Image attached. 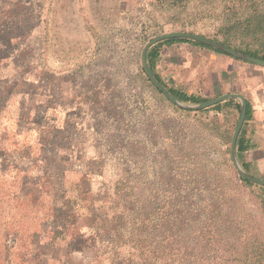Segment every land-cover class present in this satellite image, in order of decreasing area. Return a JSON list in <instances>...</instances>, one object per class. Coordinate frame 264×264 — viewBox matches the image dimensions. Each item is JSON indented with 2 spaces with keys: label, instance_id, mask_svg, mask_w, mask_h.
<instances>
[{
  "label": "rangeland",
  "instance_id": "rangeland-1",
  "mask_svg": "<svg viewBox=\"0 0 264 264\" xmlns=\"http://www.w3.org/2000/svg\"><path fill=\"white\" fill-rule=\"evenodd\" d=\"M255 9L264 12V0H0V238L20 230L15 264H33L36 236L49 230L64 200L77 201L65 215L77 222L60 235L61 248L73 231L85 238L87 208L110 216L117 181L152 200L169 184L182 191L186 177L218 185L226 197L227 223L217 224L223 231L211 245L215 260L264 261L261 190L243 186L229 161L236 115L181 112L147 83L139 60L150 37L174 32L213 41L229 34L233 47L264 53V32L245 36L228 28ZM161 55L156 71L167 86L172 80L184 92L217 97L218 70L226 67L218 55L185 44ZM34 115L52 120L36 126ZM209 123L216 135L203 127ZM21 147L32 152L28 169L13 156ZM193 192L208 194L202 186ZM63 254L57 249L55 259ZM79 254L85 249L73 250L69 264H82L72 259Z\"/></svg>",
  "mask_w": 264,
  "mask_h": 264
},
{
  "label": "trees",
  "instance_id": "trees-1",
  "mask_svg": "<svg viewBox=\"0 0 264 264\" xmlns=\"http://www.w3.org/2000/svg\"><path fill=\"white\" fill-rule=\"evenodd\" d=\"M14 24L11 23L10 26H14ZM10 26L7 27L8 30H14ZM228 28L229 31H234L236 35L256 36L262 34L264 32V12L255 9L253 14L246 16L243 20L234 22ZM215 41L237 52L264 61V53L252 51L248 47H233L229 34H225L223 41ZM175 44H189L219 54L224 53L199 42L183 38L160 41L152 45L146 52V64L149 71L173 99L191 105L202 104L208 101L206 98L176 88L170 80V86H167L160 74L157 73V63L160 59L162 46ZM140 72L147 83L153 88L142 69H140ZM154 90L161 95L156 89ZM232 102L234 100H225L210 108L199 111L179 110L194 114H204L209 111L230 113L228 109H230ZM234 110L239 115V103L236 104V109ZM34 118L32 123L36 126L52 120L43 122L44 120L40 121L39 118L37 119V115H34ZM250 118L251 107L247 101L244 122ZM21 120L22 117L20 116L17 120V129L22 124ZM237 120L238 118L236 119L234 128ZM203 127L213 131L214 135L217 134L218 128L216 125L209 123L203 124ZM53 134H57V132L53 131ZM244 148L240 146V138L238 137L236 141L237 157L241 151L245 150ZM21 150H23V153ZM1 151L0 173L5 168L3 163L5 154ZM14 155H19L20 159H23L24 167H27L26 162L30 165L32 152L29 147L25 149L24 147L14 149ZM229 161H231V158H229ZM29 165L26 169L29 168ZM20 168H16V170L18 172H24ZM41 171L43 173L45 172L43 166ZM58 173H60L59 170ZM188 174L190 175L191 173ZM196 178L199 179V175ZM238 179L245 187L257 186L260 188L261 194L259 196V202L264 216V187L254 184L240 175H238ZM34 181L40 184L35 179ZM124 183L125 181L120 180L114 184L113 195L116 197L109 202L112 209L110 216L96 215L95 209L94 212H91L87 208L89 212L85 216L87 215L88 222L90 223L88 231L85 232V238L83 236H77L73 231L69 235V240L65 248H61L57 243L61 241L60 235L64 234L66 236L69 234L70 229L77 222V218H74V222L71 223H67L65 219V215L70 213V208H73L77 201L74 199L64 200L67 204L62 205V209L64 208L63 212L54 210L53 219L50 220L51 224L47 227L49 230L36 236L38 242L36 241L34 249L31 251L33 264H49L53 261L59 262V264H69L72 251L82 249H85V254L75 255L72 258L77 261L83 259L81 260L83 262L82 264H226L219 259L218 261L215 260L211 246L216 237V232H222V225L224 226L227 223L224 219L229 208H226L227 202L222 188H219L218 185L211 187L204 180L197 183L195 180L186 177L182 191L176 188V185L169 184L167 191L161 189V194L158 198L147 200L138 196L136 197L135 195L133 196V192L130 190L126 191L127 188L124 186ZM200 186L206 189L208 194L203 197L192 195L191 193L194 194L193 191L198 190ZM60 214L63 217L60 218ZM199 214L201 216L199 221L197 220L199 224L197 226L190 225L194 223L192 221L196 220ZM219 222L221 225L220 228L217 227ZM19 236L20 230H17L6 232L0 238V247L4 253L0 258V264H15L13 257L17 255V251L14 253L13 250L15 249L14 245ZM57 249L63 250L64 252L63 255L59 256V261L55 259L56 255L54 256ZM88 250L91 251V254H89ZM210 254L213 259L210 258ZM200 257H202V260L199 259ZM237 264H264V261L260 258L250 259L246 256L243 261Z\"/></svg>",
  "mask_w": 264,
  "mask_h": 264
},
{
  "label": "crops",
  "instance_id": "crops-1",
  "mask_svg": "<svg viewBox=\"0 0 264 264\" xmlns=\"http://www.w3.org/2000/svg\"><path fill=\"white\" fill-rule=\"evenodd\" d=\"M175 45L162 46V48ZM196 48L202 50V48ZM211 52L218 55V61L226 66L218 70L217 97L224 94H240L246 99V102H249L251 107V118L243 122L238 134L240 146L245 147V150L241 151L238 157L236 156L237 161L242 170L247 174L264 181V66L234 58L226 53L219 54L214 51ZM227 100H234L228 110L233 116L236 115L239 118L237 111L234 110L236 109V104H240L239 100Z\"/></svg>",
  "mask_w": 264,
  "mask_h": 264
},
{
  "label": "water",
  "instance_id": "water-1",
  "mask_svg": "<svg viewBox=\"0 0 264 264\" xmlns=\"http://www.w3.org/2000/svg\"><path fill=\"white\" fill-rule=\"evenodd\" d=\"M174 38H183V39H188V40H192L195 42H199L201 44L207 45L213 49L219 50L223 53H226L234 58L252 63V64H257V65H262L264 66V61L252 58L250 56L244 55L240 52H237L233 49H230L218 42H215L211 39L205 38L203 36H199V35H195L193 33L190 32H174V33H165V34H161V35H157V36H153L150 37L142 46V49L140 51V55H139V60H140V67L144 72V75L146 76V78L148 79L149 83L153 86L154 89H156L158 92L161 93L162 97L165 99V101L171 103L172 105H174L175 107L181 109V110H185V111H198V110H203L206 108H210L224 100L227 99H237L240 102V114H239V118L237 120L235 129L232 133L231 136V142H230V157L232 160V164L235 168V170L237 171V173L243 177L244 179L257 184L259 186L264 187V181L260 180L258 178H255L249 174H247L245 171L242 170V168L240 167L237 158H236V140L239 134V131L243 125L244 119H245V114H246V99L240 95V94H224L221 95L217 98L208 100L202 104H196V105H191V104H184L181 103L175 99H173L168 93L167 91L164 90V88L159 84V82L156 81V79L154 78V76L152 75V73L149 71L147 64H146V52L147 50L154 44L160 42V41H164L167 39H174Z\"/></svg>",
  "mask_w": 264,
  "mask_h": 264
}]
</instances>
